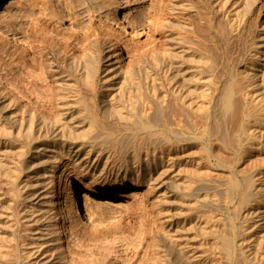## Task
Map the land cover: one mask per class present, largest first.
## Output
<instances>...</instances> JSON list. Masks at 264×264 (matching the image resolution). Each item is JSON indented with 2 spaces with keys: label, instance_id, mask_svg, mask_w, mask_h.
Returning a JSON list of instances; mask_svg holds the SVG:
<instances>
[{
  "label": "bare ground",
  "instance_id": "6f19581e",
  "mask_svg": "<svg viewBox=\"0 0 264 264\" xmlns=\"http://www.w3.org/2000/svg\"><path fill=\"white\" fill-rule=\"evenodd\" d=\"M105 2L98 0L96 6L104 7ZM152 2L155 9L150 18L158 14L159 20L153 22L154 30L161 32L168 26V68L142 67L154 50L125 41L121 45V34L103 21L104 30L97 29L85 0L35 3L34 10L41 15L32 18L26 29L12 26V39L0 35L9 46L6 71L0 75L8 82L7 93H0V264H41L42 259L75 264L73 254L84 250L85 256L88 251L98 256L80 264H135L131 258L138 254L137 242L130 240V229L121 226L88 241L70 215L71 206L81 219L93 222L97 218L84 208V201L92 196L125 198L132 207L145 210L150 195L160 188L156 183L163 174H155L164 170L167 157L168 163L171 160L174 144L187 139L186 128L196 125L199 112L205 113L209 123L216 115L217 101L223 103L220 110L226 130L219 123L212 128L237 147H242V137L235 139L233 131L244 132L251 123H264V100L255 98L264 82L263 78L259 84L260 75L264 77V19L258 25L262 40L254 38L247 47L248 20L240 19L246 10L242 16L236 14L240 6L251 13L259 0ZM20 11V22L27 23V9L22 6ZM74 14L79 20L89 15L85 30L60 34L53 17ZM23 41L27 50L16 56L14 49ZM156 133L168 139L165 145L156 147L138 138ZM256 175L244 178L243 203L264 195V186L258 188L264 180L257 183ZM57 183L61 192L56 196ZM63 196L66 203L61 202L58 214L56 206ZM157 197L159 204L167 201L164 194ZM163 211H159L162 235L155 230L143 239L148 245L143 253L146 264H172L168 254L177 250L171 246L170 252L166 244L176 223L173 216H163ZM259 211L264 217V210ZM234 240L225 239L223 246L229 263L234 264L239 256L253 259L249 249ZM180 248L176 256L183 264H204L198 259L208 251L200 256L191 246L185 247L187 251Z\"/></svg>",
  "mask_w": 264,
  "mask_h": 264
},
{
  "label": "rangeland",
  "instance_id": "374dc122",
  "mask_svg": "<svg viewBox=\"0 0 264 264\" xmlns=\"http://www.w3.org/2000/svg\"><path fill=\"white\" fill-rule=\"evenodd\" d=\"M41 1L43 0H0V35L5 37L9 36L12 39V35L9 34V29L12 26L17 30H20L21 27L26 29L32 18L41 15L39 10H34L37 9L34 7L35 3L41 5ZM97 2L98 0H85L84 5L90 7L89 10L91 14L95 15L96 22L94 24L97 26V29L104 30L101 26L103 25L101 21H103L111 25L114 29H117V32L121 34L123 39L121 45H124L123 42L125 41L133 46L140 45L139 49L154 50L155 52L153 51L151 55L148 56V62L143 64L142 67L158 70L165 65L168 68V49H171L168 47L170 46L168 41V26L165 30H161V32H156L154 30L153 24L157 23L159 20L158 14L154 16L153 20L150 18V14L153 12V9H155L152 0H106L104 7H97ZM22 6L27 9V14L29 15L27 23L20 22V9ZM199 6L201 7L200 9H203L201 5ZM254 6V11L252 10L251 13H249L248 8L244 6H240L239 12L236 13L242 16L243 11L246 10L243 16L239 18L248 20L246 34L249 39V44L248 46L246 45L247 47L251 45V40L254 38H256L254 40L263 38V31L259 30L258 25L262 19H264V0H259V3L257 2ZM49 10L51 11L52 9ZM202 12V15H204L205 12ZM75 15L77 14L65 16L62 19L51 16L56 21H54V24H57L55 25L58 26V31L61 32H59L60 34L63 33V35L69 36L85 30L89 23V15H86L84 20L77 19ZM249 22L253 23V25ZM249 32H251V34ZM251 35L252 37H250ZM157 37H159V39ZM7 43V41L0 39V75L4 74L6 71L4 59L9 50ZM20 43V46H16V49H14L16 56H20L27 50L23 48L26 46L24 41ZM263 78L264 77L260 75L259 84H261ZM7 83L6 76H1L0 93L1 91L7 93ZM262 83L263 86L259 88L255 98L264 100V82ZM226 86L227 85L224 84L222 89ZM221 91L222 90L219 92ZM214 107L216 115L215 117L213 115L212 119L210 118L209 123L205 113L199 112L200 116L196 119V127L192 126L186 128L187 139L179 144H174L175 148L170 151L171 160L168 163L167 157V165L164 170L161 169L155 174V177H157L160 172L163 174L158 177V183H156L157 188H160L157 190L156 194L150 195L149 206L145 210L132 207L130 201L125 198L110 199L107 197L101 198L99 196H92L84 201V208L87 213H92V216L97 218V222H93L87 218L81 219L79 212H76V209H73L70 205V215L75 225L85 233L84 235L88 241L97 239L100 234H110L116 230L118 231L121 226H125L128 230L130 229L128 231L130 240L133 239V241H135L134 239H136L135 242H137L135 246L139 255L136 254V257L132 256V258L134 257V260L131 258L132 262H136L135 264H146V256L143 253L144 251L146 253L148 245L143 239L145 236L148 237V235L155 230H157L155 232H158L160 236L162 235L164 232L162 228L164 227L159 221V216L161 215L159 211L164 210V214L162 215L167 217L170 215L173 216V221L176 223L172 231L173 234H171V236L169 235L166 241L168 248L175 246L176 249L177 247V250H173L172 248L169 249L170 252L173 250L170 253L171 255L168 254V257L171 256L169 258L173 261L172 264H183V262L177 258L178 254H181V252L178 254L177 252L180 251L179 249L182 251V248H180L182 246L183 250L185 247L188 250L191 246V250L200 256L203 250L206 252L208 251L207 257L203 255L198 259L200 263L211 264L210 262L211 260L213 261V258L214 260L218 258L219 262L216 260L215 263L214 261L212 263L232 264L229 263V257L223 251L225 239L228 238L235 239L234 241H236L237 245H242L243 243V246H245L247 250L249 249V251H247L248 254H250V256L252 254L251 257H253V259L245 261L244 258L239 256L234 264H264V217H260L259 214V209L264 210V208H261L263 206L262 201L264 200V195L258 199H251L246 203L242 202V198L246 192L245 176L257 173V183H260V179L264 180V123H251L249 127L250 130L247 129L244 132L238 131L237 129L233 131L232 136L235 139H238L239 136L242 137V147H237L235 144L228 142V140L226 141L221 133L218 135L217 131H215V127L212 128V126H216L217 123H219L223 125L222 127H225L222 128V131L224 130L223 132H225L226 130L223 111H221L223 103L217 101ZM258 118L260 117L255 118V120ZM252 119L254 121V118ZM212 129L214 131H212ZM143 136L147 135L143 134ZM143 136H138V138H145L148 142L153 143V145L155 144L156 147L165 145L168 141V139H164V135H159L157 133L149 137ZM125 140L127 142L128 139ZM223 141L228 143H224ZM175 180L178 181L179 185L175 183ZM236 184H240V187L237 189L233 187ZM261 186H264V184L262 185V183H260L258 188ZM60 189L61 186L57 183L55 191L56 196L59 195ZM77 190L80 192L82 188L78 187ZM161 194H164L167 201L159 204L157 196ZM62 195H64L63 192ZM61 202L64 206L66 203L64 196L62 200L57 203L56 211L58 214L61 208ZM68 209L69 208H67V210ZM2 211L6 210L3 209ZM254 211L256 212L255 214L248 215ZM59 218L60 223H62L63 218L58 215L56 219L59 221ZM52 229H56V226L54 225ZM69 237L71 242V234ZM180 239L181 241H179ZM141 240L144 242L143 244H141ZM173 243H175V245H173ZM184 244L187 245L188 248ZM212 250H215L212 254L217 252L214 254L215 257H211L210 255ZM95 252L91 253L88 251L86 256L85 250L81 253L73 254L71 261L75 264H80L82 260H91L92 256L94 259L98 256L95 255ZM175 259L177 260L175 261ZM177 261L179 263H177ZM41 262L43 264H52L53 261L42 259Z\"/></svg>",
  "mask_w": 264,
  "mask_h": 264
}]
</instances>
